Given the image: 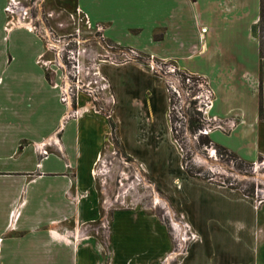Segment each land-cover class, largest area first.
I'll list each match as a JSON object with an SVG mask.
<instances>
[{
	"label": "crops",
	"instance_id": "obj_1",
	"mask_svg": "<svg viewBox=\"0 0 264 264\" xmlns=\"http://www.w3.org/2000/svg\"><path fill=\"white\" fill-rule=\"evenodd\" d=\"M7 1L0 0V264H164L170 256L168 264H187L206 251L191 245L204 224L180 203L194 235L186 247L170 249L163 223L140 209L114 212L107 229H82L103 221L94 163L110 126L93 111L64 119L59 75L50 80L37 61L44 54L41 39L25 28L4 31ZM44 1L78 15L116 45L204 78L213 92L206 113L215 125L208 131L212 142L248 162L264 157V58L251 32L259 0ZM127 66L148 75L150 85L140 89L138 76L112 74ZM101 67L117 108L123 94L134 102L140 94L153 114L152 71L136 59ZM86 103L80 94L79 106ZM147 120L152 132L153 115ZM42 147L47 154L39 152ZM206 188L228 196L223 188Z\"/></svg>",
	"mask_w": 264,
	"mask_h": 264
},
{
	"label": "rangeland",
	"instance_id": "obj_2",
	"mask_svg": "<svg viewBox=\"0 0 264 264\" xmlns=\"http://www.w3.org/2000/svg\"><path fill=\"white\" fill-rule=\"evenodd\" d=\"M40 8L42 12L37 14L39 23L43 22L48 30L30 32L43 42L42 59L53 61L43 65L40 56L37 58L50 80H55V74L60 75L58 62L66 63L67 55L79 58L81 67L91 70L110 50L112 59L118 63L128 61H124L120 53L121 50L127 51L128 47L105 39L112 46L107 47L100 41V33L86 28L78 15L44 0L40 2ZM52 8L57 12L48 16ZM10 19V14L5 12L6 34L9 33L7 21ZM13 28H25V25ZM48 42L52 43L49 49ZM58 54L61 61L57 59ZM139 54L138 61L153 72L157 108L152 114V108L145 105L144 96L140 94L135 97L137 102L123 94V102L117 108L115 93L110 116L97 113L104 116L110 126L105 148L94 163L103 221L97 225L84 224L82 229H107L106 221L114 212L140 209L155 215L163 223L164 231L170 237V249L186 247L194 235L189 232L182 210L176 205L180 203L204 224L200 238L192 240L191 245L206 251L191 255L187 264H195L197 258H200L198 264H202V259L206 264H264V157L248 162L216 150L212 145H200L198 136L203 132L189 127L190 113L198 111L202 104L192 96L197 91L181 84L178 76L181 71H172L175 68L172 62ZM116 68L111 69L116 77L138 76L140 89L152 81L138 69L130 70L127 66L118 73ZM100 69L107 75L101 64ZM174 88L180 91V96L173 91ZM198 112L203 120L201 131L211 128L212 124L206 122V114ZM149 114L154 117L152 132L148 126ZM206 186L223 188L228 196L216 194ZM234 199L252 203L255 207L252 209ZM176 222L182 228L175 225ZM183 234L189 238L185 239ZM170 258L164 264H168ZM171 264H178V259Z\"/></svg>",
	"mask_w": 264,
	"mask_h": 264
},
{
	"label": "built area",
	"instance_id": "obj_3",
	"mask_svg": "<svg viewBox=\"0 0 264 264\" xmlns=\"http://www.w3.org/2000/svg\"><path fill=\"white\" fill-rule=\"evenodd\" d=\"M41 1L42 0H8L7 5L4 8L5 12L9 13L11 16V19L7 21L9 26L7 30H11L13 26L16 25H25V28L29 31H34L36 29L48 30L47 27L43 25V22L39 23V18L37 17V14L42 12L40 8ZM52 15L53 11L48 13V16ZM26 19L27 21H25ZM99 38L101 42L105 43L104 45L107 47H112L107 41H104L105 39L101 34L99 35ZM46 45L47 48L48 46L50 48L52 43L48 42ZM108 52L109 54L104 55L105 59H102L100 62L117 64L118 61L112 59L110 55L111 50ZM120 53L123 56L124 61L130 59L138 60V58L141 57L139 52L133 48H128L127 51L121 50ZM40 58V62H43V65H48V63L51 64L53 62L50 59H42V56H40ZM57 59L61 61L62 57L58 54ZM58 63V66L61 70L59 75L60 80L58 82L59 98L61 103L67 107V110L64 114V119L76 118L81 113L88 111L110 116L112 110L111 108L114 102V93L111 89L108 78L102 73L100 69L101 63L97 64L92 70L88 67L84 69L81 67L82 63L79 58L74 56L70 57L68 55L66 63ZM171 70L179 71L176 67L172 68ZM178 76L180 77L181 84L187 85L190 89H195L197 91L196 94L192 95L194 99H199V102H202V104L198 106L197 110L206 114L207 109L211 105L213 97L212 89L208 86L206 80L198 75H196L197 77L194 78L192 75L186 72L184 79L182 78L180 72H178ZM173 91L177 94V96H180V91L177 88H174ZM80 94L85 95L87 98V103L84 107L79 106ZM205 119L206 122L210 123V121L207 120V117ZM214 126L215 125L212 124V127ZM211 128L204 131H201V129L199 130L200 132L207 134ZM39 152L41 154H47V150L43 147L39 150Z\"/></svg>",
	"mask_w": 264,
	"mask_h": 264
},
{
	"label": "trees",
	"instance_id": "obj_4",
	"mask_svg": "<svg viewBox=\"0 0 264 264\" xmlns=\"http://www.w3.org/2000/svg\"><path fill=\"white\" fill-rule=\"evenodd\" d=\"M251 32L254 36L258 38L259 42V55L261 58H264V0H259V19L258 21L252 26ZM182 75V78L184 79L185 77V72L181 71L180 72ZM194 78L197 77L195 74H191ZM200 112L198 111H192L190 113V122H189V127L190 129H200L201 126L203 125V120L199 116ZM173 129V128H172ZM198 143L200 145H212L216 148V150H221L222 152L229 153L235 157H238L236 154L228 150L226 147L219 145V144H214L208 135V133H200L198 136ZM189 172V170H187Z\"/></svg>",
	"mask_w": 264,
	"mask_h": 264
},
{
	"label": "bare ground",
	"instance_id": "obj_5",
	"mask_svg": "<svg viewBox=\"0 0 264 264\" xmlns=\"http://www.w3.org/2000/svg\"><path fill=\"white\" fill-rule=\"evenodd\" d=\"M138 173H141V172H138ZM158 196H159V195H158ZM159 198H160V196H159ZM159 198H158V199H159ZM175 225L179 226L177 222H176ZM181 225H182V224H181ZM185 225L187 226V224H185ZM179 227H181V226H179ZM181 228H182V227H181ZM183 237H185V239H188V238H189L188 235H186V234H185V235L183 234Z\"/></svg>",
	"mask_w": 264,
	"mask_h": 264
}]
</instances>
